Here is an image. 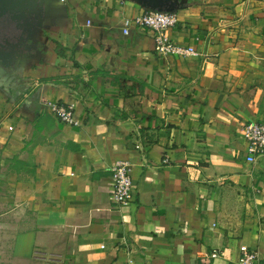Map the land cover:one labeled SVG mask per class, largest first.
Here are the masks:
<instances>
[{"label": "crops", "instance_id": "crops-1", "mask_svg": "<svg viewBox=\"0 0 264 264\" xmlns=\"http://www.w3.org/2000/svg\"><path fill=\"white\" fill-rule=\"evenodd\" d=\"M187 2L168 34L195 57L125 35L149 11L129 0H64L38 33L0 88V264H235L241 246L264 264V156L248 162L243 136L264 119V0Z\"/></svg>", "mask_w": 264, "mask_h": 264}, {"label": "built area", "instance_id": "built-area-1", "mask_svg": "<svg viewBox=\"0 0 264 264\" xmlns=\"http://www.w3.org/2000/svg\"><path fill=\"white\" fill-rule=\"evenodd\" d=\"M179 22L177 13H157L147 11L134 18H124L123 33L130 35L133 26L150 29L157 34L156 52L161 56L187 58L198 56V52L191 47L175 43L168 32ZM45 107L52 116L64 123L77 124L73 106H64L56 102H47ZM246 142L247 161L255 162L264 156V119L260 122H249L243 129ZM113 192L111 200L114 204L123 206L134 199V184L128 162H117L113 168ZM240 257L235 264H262L259 253L247 246L240 247Z\"/></svg>", "mask_w": 264, "mask_h": 264}, {"label": "water", "instance_id": "water-1", "mask_svg": "<svg viewBox=\"0 0 264 264\" xmlns=\"http://www.w3.org/2000/svg\"><path fill=\"white\" fill-rule=\"evenodd\" d=\"M129 1L157 13H178L188 6L187 0ZM63 14H66L64 0H0V26L5 23L13 29V36L0 29V88L17 85L19 67L36 52L38 33L45 29L49 19Z\"/></svg>", "mask_w": 264, "mask_h": 264}, {"label": "rangeland", "instance_id": "rangeland-1", "mask_svg": "<svg viewBox=\"0 0 264 264\" xmlns=\"http://www.w3.org/2000/svg\"><path fill=\"white\" fill-rule=\"evenodd\" d=\"M5 28L7 29V30H5ZM0 29H1V31L3 32V33H6V34H10L9 36H13V34H11V33H13V29H9V28H7V24H2L1 26H0Z\"/></svg>", "mask_w": 264, "mask_h": 264}, {"label": "trees", "instance_id": "trees-1", "mask_svg": "<svg viewBox=\"0 0 264 264\" xmlns=\"http://www.w3.org/2000/svg\"><path fill=\"white\" fill-rule=\"evenodd\" d=\"M16 161H17V159L12 160V162H16Z\"/></svg>", "mask_w": 264, "mask_h": 264}]
</instances>
